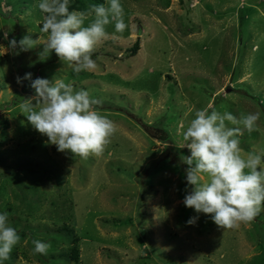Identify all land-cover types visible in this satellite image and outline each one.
I'll list each match as a JSON object with an SVG mask.
<instances>
[{
  "label": "rangeland",
  "instance_id": "rangeland-1",
  "mask_svg": "<svg viewBox=\"0 0 264 264\" xmlns=\"http://www.w3.org/2000/svg\"><path fill=\"white\" fill-rule=\"evenodd\" d=\"M121 2L128 27L97 45L93 71L77 74L41 46L8 49L4 31L46 39V14L35 0H0V211L21 237L5 264H264V212L230 229L203 213L186 223L197 213L183 204L190 152L178 147L208 108L259 111V130H243L240 146L264 152V0ZM25 72L103 100L117 131L101 154L57 151L32 127L21 105L34 90L16 81ZM36 239L50 242L47 255L33 253Z\"/></svg>",
  "mask_w": 264,
  "mask_h": 264
},
{
  "label": "clouds",
  "instance_id": "clouds-1",
  "mask_svg": "<svg viewBox=\"0 0 264 264\" xmlns=\"http://www.w3.org/2000/svg\"><path fill=\"white\" fill-rule=\"evenodd\" d=\"M72 3L73 0H35V7L46 14L40 28L46 39L41 41L27 34L17 40L4 31L7 48L18 52L41 46L44 59L54 52L73 73L93 71L97 45L109 38L117 39V34H123L128 27L125 10L121 0L91 4L86 10L71 9ZM110 24L114 25L111 34L107 31ZM16 81L21 85L28 81L26 86L34 90V95L21 105L22 113L57 151L84 158L99 155L116 133L115 122L99 111L103 100L87 89H75L64 78H33L31 72L18 75ZM259 119V111L239 118L229 111H195L183 132L186 143L178 146L187 147L190 152L182 157L187 165L186 187L192 186L183 204L197 213L186 223L195 225L203 213L210 214L218 227L230 229L249 223L264 212V152L245 153L240 146L243 130L258 131ZM20 240L8 212L0 211V264L10 259ZM32 243L33 253L48 254L50 242L36 239Z\"/></svg>",
  "mask_w": 264,
  "mask_h": 264
},
{
  "label": "trees",
  "instance_id": "trees-1",
  "mask_svg": "<svg viewBox=\"0 0 264 264\" xmlns=\"http://www.w3.org/2000/svg\"><path fill=\"white\" fill-rule=\"evenodd\" d=\"M79 5H70V8L73 9V8H76L78 7ZM157 137H161V138H164V139H167L168 138V134H166L165 130L164 129H159V134H156Z\"/></svg>",
  "mask_w": 264,
  "mask_h": 264
}]
</instances>
